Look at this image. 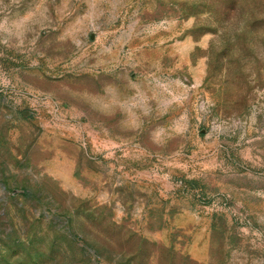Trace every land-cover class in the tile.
<instances>
[{
    "label": "rangeland",
    "instance_id": "1",
    "mask_svg": "<svg viewBox=\"0 0 264 264\" xmlns=\"http://www.w3.org/2000/svg\"><path fill=\"white\" fill-rule=\"evenodd\" d=\"M69 232L264 264V0H0V264Z\"/></svg>",
    "mask_w": 264,
    "mask_h": 264
},
{
    "label": "trees",
    "instance_id": "2",
    "mask_svg": "<svg viewBox=\"0 0 264 264\" xmlns=\"http://www.w3.org/2000/svg\"><path fill=\"white\" fill-rule=\"evenodd\" d=\"M25 193L28 198L32 197L29 191H26ZM109 236L110 237L105 236L104 238L111 243V241H113V237L111 236V234ZM57 241H59L58 243H67L69 247H76L75 249L81 255V260L84 261V264H95L94 257L101 258L103 257V252L108 251V249L95 246L93 243L89 242L86 239L82 240V238H80V235L75 232H69L59 235ZM14 243L18 244V246H11L10 250L8 249L10 254L9 256H6L7 261H11L16 258L18 261H20L22 260V257H27L28 259H30V264H75V257H65V252L63 251V249L59 246H55L57 242H54L53 246L50 247V255L40 253L39 249H36L34 247H27L25 246V244L24 246L20 245L21 242L19 241V239L15 240ZM144 243H147V241L144 240ZM139 251L140 246L137 248V252H134V255H142V253H140ZM125 254L126 252L124 253V255ZM124 255L121 257V260L126 258V255ZM185 261L189 262V259Z\"/></svg>",
    "mask_w": 264,
    "mask_h": 264
}]
</instances>
